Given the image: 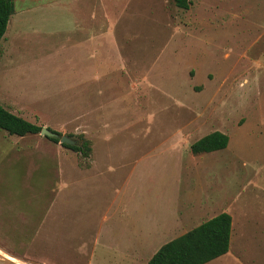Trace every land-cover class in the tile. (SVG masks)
I'll list each match as a JSON object with an SVG mask.
<instances>
[{"label":"rangeland","instance_id":"374dc122","mask_svg":"<svg viewBox=\"0 0 264 264\" xmlns=\"http://www.w3.org/2000/svg\"><path fill=\"white\" fill-rule=\"evenodd\" d=\"M82 4L61 15L54 4L52 20L36 21L44 34L0 69L3 107L91 142L85 157L0 130V184L22 197L13 208L53 225L58 247L32 238L34 260L60 264L63 244L69 264H129L132 250L147 264L228 212L230 250L206 264H264V0H86L88 15L115 24V39L93 46L78 34ZM214 131L228 146L194 154Z\"/></svg>","mask_w":264,"mask_h":264},{"label":"crops","instance_id":"0c3cea01","mask_svg":"<svg viewBox=\"0 0 264 264\" xmlns=\"http://www.w3.org/2000/svg\"><path fill=\"white\" fill-rule=\"evenodd\" d=\"M68 1L69 0H14L15 11L11 15L6 32L0 41V69L13 63L12 58L15 60V57L19 52H25L27 48H30V46L33 45V40H35V38L44 34L43 29L36 26V21L52 20L53 18H51L50 14L54 9L52 8L54 4L55 13L61 15L65 10L68 12ZM85 3L86 0H83L84 5ZM84 5L82 12L84 18L80 21L82 23L77 25V28L79 29V37L82 39L81 43L93 46L108 43L112 38L115 39V35L114 37L112 36L115 24L111 23L109 20V14L105 11L98 12L94 9L93 11L89 10L90 15H88L89 8H86ZM89 54H92L91 59L95 60L98 58L94 52H89ZM0 77L4 79L3 75ZM94 77L99 81V74H95ZM92 167H94V165ZM67 187V184H63L61 186L62 191ZM7 189L8 186L6 184H0V237H8V240L16 237L31 239L28 241L25 239H21L20 241L15 239L13 241L10 240L9 242L12 246L9 245L7 241H1L2 239H0V258L13 264H57L49 260L36 261L34 260V256L28 250V244H31L32 238L34 237H36V239L40 238V241L42 240L45 243L48 242L50 249L58 247L56 244L52 245L53 243L50 240V238H52V231L50 230L53 228V225L45 222L46 217L44 215V217L42 216L41 219H39L32 217L29 213L23 215V213L20 212L18 214L17 207L14 209L13 205L18 206L16 202H19V198L22 197L18 191L11 190L10 188L9 190ZM43 198L49 200V206L53 204V199ZM62 245L59 247H61L64 260L60 264H69L74 257L69 258V260L66 259L69 255ZM137 252L138 250H135V253ZM79 255V252H77L76 259L79 258ZM124 258L130 262L129 264H132L134 261V250L127 253ZM116 262L118 264L120 263L118 261Z\"/></svg>","mask_w":264,"mask_h":264},{"label":"trees","instance_id":"16d2710c","mask_svg":"<svg viewBox=\"0 0 264 264\" xmlns=\"http://www.w3.org/2000/svg\"><path fill=\"white\" fill-rule=\"evenodd\" d=\"M174 1L177 6L185 9L189 8L191 4V0ZM14 11V0H0V41ZM41 129V126L30 122L0 104V130L9 134L25 136L40 133ZM82 137L84 135L80 137L81 140L77 144H62L80 152L85 157H89L92 152L91 142L85 137L82 139ZM50 139L54 142L60 141L59 138ZM228 144L229 136L226 133L214 131L195 141L191 145V151L194 154L212 152L225 149ZM232 224V215L228 212H222L164 243L147 264H206L229 252Z\"/></svg>","mask_w":264,"mask_h":264},{"label":"water","instance_id":"95a60500","mask_svg":"<svg viewBox=\"0 0 264 264\" xmlns=\"http://www.w3.org/2000/svg\"><path fill=\"white\" fill-rule=\"evenodd\" d=\"M40 133L48 138H59L60 143L74 145L77 142L67 135H60L58 132H55L47 127H42Z\"/></svg>","mask_w":264,"mask_h":264}]
</instances>
